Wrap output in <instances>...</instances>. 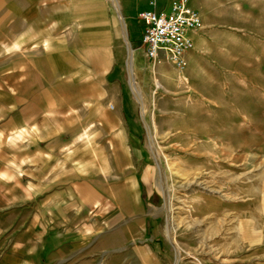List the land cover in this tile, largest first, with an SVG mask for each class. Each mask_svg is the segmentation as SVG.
I'll list each match as a JSON object with an SVG mask.
<instances>
[{
	"label": "crops",
	"instance_id": "1",
	"mask_svg": "<svg viewBox=\"0 0 264 264\" xmlns=\"http://www.w3.org/2000/svg\"><path fill=\"white\" fill-rule=\"evenodd\" d=\"M151 1L0 0V256L7 264H46L48 251L76 239L94 208L110 220L137 209L142 178L133 167L136 109L126 66L130 48L146 56L138 13L171 0ZM234 1L245 0L190 4L205 22L224 10L241 15L244 4ZM228 241L216 264H264V218L243 219Z\"/></svg>",
	"mask_w": 264,
	"mask_h": 264
},
{
	"label": "rangeland",
	"instance_id": "2",
	"mask_svg": "<svg viewBox=\"0 0 264 264\" xmlns=\"http://www.w3.org/2000/svg\"><path fill=\"white\" fill-rule=\"evenodd\" d=\"M238 3L241 15L224 10L203 21L183 69L136 51L143 100L131 88L128 65L125 87L136 109L130 123L133 167L142 178L133 194L137 209L110 220L94 208L76 239L48 251L46 264L222 263L223 244L243 219L262 221L264 1ZM6 261L0 256V264Z\"/></svg>",
	"mask_w": 264,
	"mask_h": 264
},
{
	"label": "built area",
	"instance_id": "3",
	"mask_svg": "<svg viewBox=\"0 0 264 264\" xmlns=\"http://www.w3.org/2000/svg\"><path fill=\"white\" fill-rule=\"evenodd\" d=\"M138 18L144 23L140 47L147 58L156 62L166 57L178 68H185V54L194 48V35L203 28L202 16L190 0H171L160 10H142Z\"/></svg>",
	"mask_w": 264,
	"mask_h": 264
},
{
	"label": "bare ground",
	"instance_id": "4",
	"mask_svg": "<svg viewBox=\"0 0 264 264\" xmlns=\"http://www.w3.org/2000/svg\"><path fill=\"white\" fill-rule=\"evenodd\" d=\"M128 51H129V58H128V76H129V80H130V85H131L132 90L136 94V97L139 100H143V95H142L141 90L138 87L137 80L135 78L134 68H133V62H134V58H135V51H133L132 49H129ZM156 85L157 86H160V84H158L157 82H156ZM149 137H150L151 146L153 147V145H152V135H151L150 132H149ZM154 153H155V156L158 157V155L156 153V150H154ZM166 188L167 187L164 184V190L165 191H166ZM173 228H175V226L172 223H169L168 224V228H167V231H168L169 234H170L171 230H173Z\"/></svg>",
	"mask_w": 264,
	"mask_h": 264
}]
</instances>
